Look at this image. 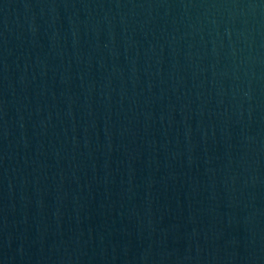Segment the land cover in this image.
<instances>
[{
    "label": "water",
    "instance_id": "water-1",
    "mask_svg": "<svg viewBox=\"0 0 264 264\" xmlns=\"http://www.w3.org/2000/svg\"><path fill=\"white\" fill-rule=\"evenodd\" d=\"M0 264H264V0H0Z\"/></svg>",
    "mask_w": 264,
    "mask_h": 264
}]
</instances>
